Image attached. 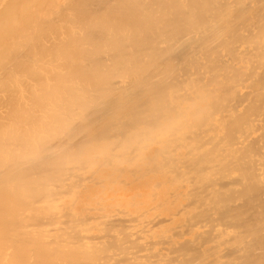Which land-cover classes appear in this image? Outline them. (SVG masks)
Here are the masks:
<instances>
[{
	"label": "bare ground",
	"instance_id": "obj_1",
	"mask_svg": "<svg viewBox=\"0 0 264 264\" xmlns=\"http://www.w3.org/2000/svg\"><path fill=\"white\" fill-rule=\"evenodd\" d=\"M0 264H264V0H0Z\"/></svg>",
	"mask_w": 264,
	"mask_h": 264
}]
</instances>
